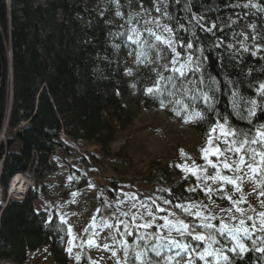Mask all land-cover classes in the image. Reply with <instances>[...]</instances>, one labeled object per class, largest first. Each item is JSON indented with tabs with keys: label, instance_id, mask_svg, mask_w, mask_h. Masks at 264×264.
Returning a JSON list of instances; mask_svg holds the SVG:
<instances>
[{
	"label": "trees",
	"instance_id": "trees-1",
	"mask_svg": "<svg viewBox=\"0 0 264 264\" xmlns=\"http://www.w3.org/2000/svg\"><path fill=\"white\" fill-rule=\"evenodd\" d=\"M119 1L123 7L127 2ZM160 9L158 20L173 29L177 47L183 50L192 43L193 47L188 50L201 55L203 66L191 70L185 77L174 79L175 89L167 80H162V95L148 93L147 88H155L154 82L159 79L157 74L168 77V72L159 61L149 62L151 81L146 84L144 43L133 56L137 60L140 54L141 64L145 67L133 72L131 85L135 88L136 97L132 98L124 79L126 61L114 44L118 34L116 27L105 18L96 17L92 25H84L79 20L84 11L68 0H57L46 7L37 6L32 0H0V56L3 64L0 134L8 124L6 142L0 146V163L3 162L0 189L4 195L18 174L33 171L36 180H40L52 173L50 159L55 152L72 151L66 142L96 141L103 152H109L117 130H126L143 104L164 106L170 116L199 112L195 128L206 138L211 134L220 135L219 129L215 133L211 131L218 123L224 125L226 131L231 129L251 135L264 125V94L261 92L264 50L259 55L238 52L224 35L231 29L218 31L217 28L216 31L214 28L220 16L229 18L236 12L248 14L263 27L264 0H166ZM160 56L163 57L162 51ZM11 67L13 90L10 93ZM169 91L175 95L169 96ZM202 93L209 97L207 101ZM176 100L181 103L176 104ZM252 101H255L254 116L249 115ZM251 147L259 148V145ZM227 155L231 156L230 159L238 158L231 153ZM81 162L87 165L86 159L81 158ZM210 168H213L210 164L202 165L201 169L205 171L190 180L188 186L175 166L153 171L155 191L150 196L139 197L141 206L155 216L152 227L146 229L149 240L134 237L142 221L138 216L131 219L125 233L132 234L119 240L123 261L122 241L128 242L130 252L137 244L156 242L153 234L160 235L159 224L163 220V211L158 209L165 201H170L168 204L183 219L197 226L201 224L195 213L204 216V209L211 202L205 191ZM76 174L80 178L74 180L73 186L79 190L88 185V179L79 171ZM254 181L264 189L259 177ZM108 182L112 189L107 192L113 201H117L122 196L120 185L114 179ZM36 200L37 196L30 191L23 200L10 201L4 210L0 207V262L24 264L27 252L52 243L57 264H68L65 255L56 248L59 234L51 229L43 230V215L35 210ZM176 205L182 207L177 208ZM183 209H189L193 215H187ZM212 224L219 229L220 225ZM199 231L206 233L208 230L200 228ZM250 236L251 239L243 241L247 251L240 255L227 250L230 245L234 246L227 234L218 236L220 243L214 244L213 248L223 245L224 255L229 257L230 264H264V253L252 245V240H255L256 247H264L261 243L264 232L259 231V224L257 228H250ZM183 242L197 249L196 264H205L198 256L208 246L207 243L194 241L188 236ZM161 251L166 255L173 254L168 249ZM146 258L155 259L154 253L149 251ZM207 259L209 264H214V258ZM77 264H89L85 254ZM129 264L139 262L130 255ZM220 264L225 262L221 260Z\"/></svg>",
	"mask_w": 264,
	"mask_h": 264
},
{
	"label": "rangeland",
	"instance_id": "rangeland-1",
	"mask_svg": "<svg viewBox=\"0 0 264 264\" xmlns=\"http://www.w3.org/2000/svg\"><path fill=\"white\" fill-rule=\"evenodd\" d=\"M32 1L37 6L46 7L57 0ZM165 1L127 0L123 7L119 0H68L71 5L80 6L84 11L79 18L82 24L90 26L96 17H102L116 27L118 34L114 44L126 61L127 71L124 79L129 85L132 84L133 72L145 67L141 64L140 54L137 60L133 58L139 47L144 45V40L157 45L156 48H152L146 44V84L151 81L148 63L153 61L168 65L166 70L168 76H173L174 79L180 77L178 73L171 71L173 67L171 61L176 58L175 54L165 44L155 41L147 32L150 28L166 39L170 36L164 31L163 26L166 24L158 20L157 8H160ZM60 16L63 17L62 13ZM214 28L216 31L217 28L218 31L231 29L224 35H227V39L238 52L259 55L264 50V26L262 27L259 21L252 19L248 14L236 12L229 18L220 16L215 21ZM132 29H137L140 33L141 43L137 44L129 39V36H133ZM171 38L176 52L180 53L179 64L175 67L183 64V71L188 74L191 70L203 66L201 55L191 53L186 48L180 50L173 33ZM161 51L164 58L160 56L161 58L157 59L155 54H160ZM11 56L12 54L9 53V57ZM189 57L191 63H188ZM12 83L13 68L11 67L10 93L13 90ZM130 93L132 98L136 97L133 85ZM195 113L170 116L164 106L154 107L143 104L128 128L124 131L117 130L109 152H103L96 141L76 144L66 142L72 151L55 152L50 159L54 170L52 173L44 175L40 180H36L33 171L23 174L27 182L25 187L14 191H10L8 187L6 195L1 190L0 207L4 210L9 201L22 200L32 191L37 196L35 210L43 215L42 224L45 225L43 230L51 229L59 234L56 248L65 255L68 264H77L84 254L89 264H118V262L124 264L119 240L127 235L124 229L125 223L128 225L136 216L142 221L138 225L152 223L155 218L154 215H148L149 211L141 206L139 200L140 195L150 196L155 191L152 183L153 171L180 165L181 167L177 169L181 171L185 185L188 186L190 180L205 171L201 169L202 165H208L209 160L214 164L218 163L216 154L209 152L205 159V154L201 150L217 144L223 149L225 147L221 142L223 138L217 140L218 135L214 134L206 138L198 132L195 127L199 116ZM7 129L8 124L0 134V146L1 143L6 142ZM209 139H212V145H209ZM81 158L86 159L87 165L81 162ZM220 159L222 160L223 157ZM76 171L85 174L88 179V185L79 190L73 186L74 180L80 178ZM217 171L229 177L233 175L241 177L237 181L240 191L231 184L210 179L209 177L216 175ZM109 179H114L120 185L122 196L117 201H113L107 192L112 189ZM206 180L208 183L205 189L211 188L212 191L207 193L211 202L204 209V217H215L209 222L220 225L223 219L231 226H239L240 219H244L246 224L253 222L248 220L251 216L255 223L260 224L262 219L260 213H264V201L261 195L264 189L262 190L251 178V173L246 167H242L240 172L234 174L220 164L218 168H210ZM229 196L231 199L228 198ZM237 201L240 202L236 203ZM237 207L243 210L242 213L236 211ZM160 209L166 210L163 211L161 216L163 220L159 224L161 236L169 235L168 228L162 227L165 225V218L170 221L182 219L194 225L189 220L183 219V216H180V213L168 203H162ZM145 233V228H138L134 237L139 240V237L144 236ZM171 235L176 237L178 233L173 230ZM146 240H149L148 236L145 237ZM54 250V245L51 243L29 251L24 264H57L53 255ZM0 264L11 263L0 262Z\"/></svg>",
	"mask_w": 264,
	"mask_h": 264
},
{
	"label": "snow or ice",
	"instance_id": "snow-or-ice-1",
	"mask_svg": "<svg viewBox=\"0 0 264 264\" xmlns=\"http://www.w3.org/2000/svg\"><path fill=\"white\" fill-rule=\"evenodd\" d=\"M157 11L160 12L161 9L157 8ZM157 26L159 27V24L157 22ZM164 31L169 33L170 36L166 39L160 34H157L156 32L152 31V29H147L148 34L151 37H154L155 41L159 43L165 44L168 48L172 50V52L175 54L174 59H172L171 64L173 67L171 68V71L173 73H178L180 77H185L186 73L183 71L184 65L180 64L179 67H175V65L179 64L178 57L180 56V53L176 52L174 45V41L171 38V33H173V29L169 28L167 25L163 26ZM133 33V36H129L130 40H133L134 43H141L140 40V33L137 31V29L131 30ZM143 43L149 44L150 47L156 48L157 45L151 44L148 40H144ZM183 47V45H182ZM193 47L192 43H188L186 45L187 49H191ZM160 54L157 53V59H160ZM188 63H191V57L188 59ZM165 70H167L168 65H163ZM159 76V79L155 81V88L149 87L147 88L148 93L153 94H163V89L160 87V81L167 80L173 89L177 87V85L173 82L174 78L173 76L164 77L163 75L157 74ZM261 92L264 94V85H261ZM169 96H174L175 93L169 91ZM203 98L205 101L209 99V97L206 94H203ZM171 102V101H170ZM164 101L161 100V104L163 105ZM176 104H180V100L175 101ZM253 108L249 109V115L254 116L255 115V101H252ZM196 116H200L199 112L195 113ZM251 123V121H249ZM217 129L220 130V135L216 137L217 140H220L221 137L222 143L225 145L223 149L220 148L219 144L207 148L202 149L201 151L205 154V159H207V154L209 152H212L213 154L217 155L218 163L214 164L212 161H208V163L213 168H218L220 164L223 165V168L229 171H232L234 174L238 173L242 170V167H246L248 171L251 173V178L256 179L259 177V182L264 185V125H260L255 132V135H251L248 132L244 133H238L235 130H225L224 125L217 124L216 127H213L211 131L215 133ZM228 137H231L229 140ZM256 144L259 145V148H253L251 145ZM209 145H212V139H209ZM228 153H231L233 157H238L236 159H230L227 155ZM181 155L183 156V150H181ZM220 157H223L221 160ZM247 158V159H246ZM258 158V159H257ZM177 167H181L180 165H177ZM195 174V173H194ZM213 181L219 180L223 181L226 184L233 185L237 191H240V187L237 184V181L241 179V177L233 175L232 177L222 175L219 171H217L216 175L209 177ZM194 191L195 189H191ZM206 193H211L212 189L207 188ZM223 191V189H221ZM261 195H264V192L261 193ZM231 199V197H228ZM240 201H237L236 203H239ZM165 203H170V201H165ZM177 208H181V205H176ZM159 211H166L165 209H158ZM187 215H193V213L189 209H183ZM237 212L242 213V209L239 207L236 208ZM149 216H153L152 212L148 213ZM195 216L200 219L202 222L200 225H190L189 223L185 222L182 219H178L175 221H170L167 218H165V225L162 227H167L169 231V235L167 236H161V235H154L155 243L153 241H147L143 245L137 244L134 249H129V245L127 241H122V248L124 251V264H129V257L131 255L132 258H134V261H138L139 264H196L195 254L197 249L188 243H184V238L186 236L191 237L192 240L198 241L201 243H207V247L203 249V251L199 252L198 259L200 261H204L205 264H209L208 257L214 258V264H220V261L223 260L225 264H230L229 257L227 255H224V247L221 245L220 248H213L214 244L220 243L218 240V236H224L227 234V236L231 239L233 242V245H230L228 247V251L231 253H234L236 255L243 254L247 251V248L244 244V240L251 239L250 236V228H257V224L253 220V217L249 216L248 220L253 221L251 225H247L244 219H240L239 226H231L228 223L224 222L223 219L221 220L219 229H216L215 226L209 222L211 219H215V217H204L201 216L199 212L195 213ZM261 221L259 224V231L264 232V213H260ZM125 230H127L128 225L125 223L124 225ZM138 227H143L145 229H149L152 227L151 222H147L143 225H138ZM200 228L207 229L208 231L206 233H201L199 231ZM175 230L176 233H178V237H173L171 235V232ZM128 235H131V232L127 233ZM148 235L146 232L144 236H140V240H145V237ZM89 243H92L89 241ZM261 243L264 244V237L261 238ZM253 248H255L257 251L264 253V247H256V241L252 240ZM137 249H143V250H137ZM162 249H168L169 252H172V255H166L162 253ZM71 251V249H69ZM151 251L154 253L155 259H147L148 252ZM115 255V253H113ZM80 257L78 256L77 259ZM119 264V262H118Z\"/></svg>",
	"mask_w": 264,
	"mask_h": 264
},
{
	"label": "bare ground",
	"instance_id": "bare-ground-1",
	"mask_svg": "<svg viewBox=\"0 0 264 264\" xmlns=\"http://www.w3.org/2000/svg\"><path fill=\"white\" fill-rule=\"evenodd\" d=\"M10 4H11V2L9 1V6H10ZM128 88L131 91V85L128 84ZM1 164H3V162H1L0 165ZM22 175L23 174H18V175L13 177V179L11 180V182L9 184L10 191L18 190V189H21V188L25 187L27 182H26V180L24 179V177ZM0 176H1V173H0ZM0 194H1V189H0Z\"/></svg>",
	"mask_w": 264,
	"mask_h": 264
},
{
	"label": "water",
	"instance_id": "water-1",
	"mask_svg": "<svg viewBox=\"0 0 264 264\" xmlns=\"http://www.w3.org/2000/svg\"><path fill=\"white\" fill-rule=\"evenodd\" d=\"M3 64L1 61V57H0V89H1V85H2V81H3ZM1 169H2V165L0 167V173H1Z\"/></svg>",
	"mask_w": 264,
	"mask_h": 264
}]
</instances>
